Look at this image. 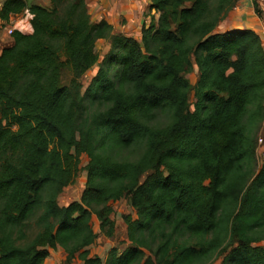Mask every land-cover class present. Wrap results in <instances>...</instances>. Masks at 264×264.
Here are the masks:
<instances>
[{
  "label": "trees",
  "instance_id": "16d2710c",
  "mask_svg": "<svg viewBox=\"0 0 264 264\" xmlns=\"http://www.w3.org/2000/svg\"><path fill=\"white\" fill-rule=\"evenodd\" d=\"M151 1L138 41L94 23L86 0H0V23L28 9L33 27L0 52V264H43L58 247L67 264H205L219 251L222 264H264L262 37L217 31L235 0ZM104 37L112 48L98 63ZM83 155L80 199L60 205ZM121 199L136 215L123 216L128 245L91 256L101 232L115 236ZM35 215L39 231L18 243Z\"/></svg>",
  "mask_w": 264,
  "mask_h": 264
},
{
  "label": "crops",
  "instance_id": "0c3cea01",
  "mask_svg": "<svg viewBox=\"0 0 264 264\" xmlns=\"http://www.w3.org/2000/svg\"><path fill=\"white\" fill-rule=\"evenodd\" d=\"M26 1L28 2L29 5L37 4L47 8L51 7V0H26ZM86 3L91 20L94 23L105 21L112 26V34L131 37L138 41H141L143 27L151 23L153 15H157V12L151 8V4H152L151 0H86ZM31 17H29L28 13L23 11L19 15H14V17L11 18L10 21L13 22V26L16 29H20L23 32L31 33L33 31V27L31 24ZM3 23L8 24L6 22H1V25ZM234 28H248L258 32L261 35L264 44V17H261L256 13L251 3L249 2L244 3L243 6H241V8L237 10H233V9L230 10L229 13L218 24L217 31L224 32L225 30L234 29ZM102 45L105 46L103 48L105 54L101 55L98 52L100 55L98 63L102 62L106 54L111 50L112 48L111 39L105 37L99 38L96 43V49L97 48L101 49ZM98 65L99 64H96L95 66ZM95 66H93L90 70H92ZM194 67H195L194 70L198 74L197 65L195 64ZM93 225L95 226L94 227L95 231L100 232L99 221L97 217L95 221L93 219ZM103 236L110 238L105 234H103ZM98 238H100V235ZM125 240H128V237ZM128 243L129 241L123 244L128 245ZM92 245L89 246L90 255L91 256L98 255L103 259L106 258L109 249L113 246H116L114 244H110V247H107L106 255H104L105 254L103 252L104 248L100 246L93 249L94 253L93 252L91 253ZM49 251L50 253L45 259L43 264H62L63 260H64L63 264H67L66 253L61 247H58L56 249L51 248ZM71 264H83V261L77 255L73 259Z\"/></svg>",
  "mask_w": 264,
  "mask_h": 264
},
{
  "label": "rangeland",
  "instance_id": "374dc122",
  "mask_svg": "<svg viewBox=\"0 0 264 264\" xmlns=\"http://www.w3.org/2000/svg\"><path fill=\"white\" fill-rule=\"evenodd\" d=\"M13 17H14V15L11 16V18H13ZM8 26H9L8 24L3 23L1 25V23H0V51H2V49L6 45H9L12 43V35H9L7 32ZM14 29H16V28L14 27ZM26 33H28V32H26ZM104 47L105 46L102 45L101 49L97 48L98 52L101 55L105 54V51L103 49ZM98 69H99V65L95 66L92 70L88 71L83 76L82 82H83V85L85 86L84 88H86L88 86V84L91 81V78L96 74ZM187 76L189 77L191 83L194 84L195 81L197 80L198 74L195 70H192L187 74ZM69 78H70V73L68 71H65L64 72L65 81H68ZM194 99L195 98H194L193 91H191V93H190L191 109H193L192 104L194 102ZM96 107H97V105L94 106V108H96ZM165 121H168L167 115L164 113H159L158 117L156 118L155 123L163 124ZM259 136L264 138V124H262V126H261ZM139 153H140V149L131 148L130 152H128V154L127 153L124 154V156H127L130 159H135L139 156ZM88 161H89L88 156L83 155V158H82V167L83 168L81 169V171H80V173L76 179V182L74 184L66 187L64 189L63 193L59 196L58 202L60 205H65V204H68L69 202H71L72 200L80 199V196L82 194V191L85 187V182H86V171L84 169V166L88 163ZM257 164L260 167L262 164V160L257 158ZM111 205L114 208V213L112 215V218L115 220V223H116L115 236H114V238H107V237H104L103 236L104 233L101 232L100 238H98L96 240L95 244H93L91 246V253L93 252V249L100 246V247L104 248L103 252L105 253L104 255H106L107 247H110V244L118 245L121 249H123L126 246L123 243L128 242V240H125V239H127V226L125 224L123 216L125 214H133V216H136L134 209L130 206L129 201L127 199H121L119 201L112 202ZM36 216L37 215H35V217H32V219L28 223V227L26 228V233L28 235L27 238L19 240L18 243L25 244L26 242H29L35 236V234L39 231V227L37 226V224L35 222ZM93 217H94L93 219L95 221L96 215H93ZM194 241H196V239L191 240V242H194ZM224 255L225 254H222L220 251L216 252L213 255V257L210 260H208L205 264H222ZM63 262H64V260L62 261V264H63Z\"/></svg>",
  "mask_w": 264,
  "mask_h": 264
},
{
  "label": "built area",
  "instance_id": "2783aa9c",
  "mask_svg": "<svg viewBox=\"0 0 264 264\" xmlns=\"http://www.w3.org/2000/svg\"><path fill=\"white\" fill-rule=\"evenodd\" d=\"M251 3L256 11V13L264 17V0H235V4L233 6V10L240 9L241 6H243L244 3ZM13 23L10 21L8 23L7 32L9 35H12L14 32V26ZM1 52V51H0ZM257 158L263 160L264 159V139L262 137L258 140V146H257Z\"/></svg>",
  "mask_w": 264,
  "mask_h": 264
},
{
  "label": "clouds",
  "instance_id": "9594fccd",
  "mask_svg": "<svg viewBox=\"0 0 264 264\" xmlns=\"http://www.w3.org/2000/svg\"><path fill=\"white\" fill-rule=\"evenodd\" d=\"M25 12L28 13L29 17L32 16V14L28 11V9H25Z\"/></svg>",
  "mask_w": 264,
  "mask_h": 264
}]
</instances>
